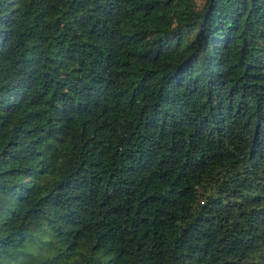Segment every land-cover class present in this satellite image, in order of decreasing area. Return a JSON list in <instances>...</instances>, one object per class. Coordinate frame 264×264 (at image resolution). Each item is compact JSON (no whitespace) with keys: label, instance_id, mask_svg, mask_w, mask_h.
<instances>
[{"label":"trees","instance_id":"obj_1","mask_svg":"<svg viewBox=\"0 0 264 264\" xmlns=\"http://www.w3.org/2000/svg\"><path fill=\"white\" fill-rule=\"evenodd\" d=\"M0 264H264V0H0Z\"/></svg>","mask_w":264,"mask_h":264}]
</instances>
